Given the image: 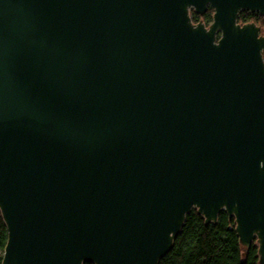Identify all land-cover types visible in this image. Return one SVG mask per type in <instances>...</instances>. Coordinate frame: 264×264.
I'll return each mask as SVG.
<instances>
[{
  "label": "water",
  "instance_id": "water-1",
  "mask_svg": "<svg viewBox=\"0 0 264 264\" xmlns=\"http://www.w3.org/2000/svg\"><path fill=\"white\" fill-rule=\"evenodd\" d=\"M241 12L264 0H0L2 264H160L193 210L264 264V34Z\"/></svg>",
  "mask_w": 264,
  "mask_h": 264
},
{
  "label": "trees",
  "instance_id": "trees-1",
  "mask_svg": "<svg viewBox=\"0 0 264 264\" xmlns=\"http://www.w3.org/2000/svg\"><path fill=\"white\" fill-rule=\"evenodd\" d=\"M214 9L209 7L203 15L192 12L194 23H213ZM240 24L255 23L264 30V17L257 13L241 12ZM264 34V31H263ZM8 232L0 213V264L3 262ZM89 264V263H86ZM160 264H259L258 246L245 251L236 233L234 218L221 212L217 224L207 225L196 210L186 218L181 233L170 252Z\"/></svg>",
  "mask_w": 264,
  "mask_h": 264
},
{
  "label": "rangeland",
  "instance_id": "rangeland-1",
  "mask_svg": "<svg viewBox=\"0 0 264 264\" xmlns=\"http://www.w3.org/2000/svg\"><path fill=\"white\" fill-rule=\"evenodd\" d=\"M264 31V30H263Z\"/></svg>",
  "mask_w": 264,
  "mask_h": 264
}]
</instances>
